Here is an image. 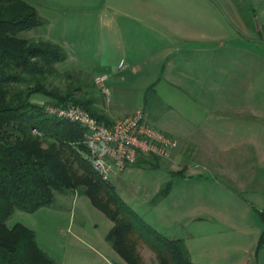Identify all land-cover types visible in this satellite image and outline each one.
Instances as JSON below:
<instances>
[{"label": "crops", "instance_id": "crops-1", "mask_svg": "<svg viewBox=\"0 0 264 264\" xmlns=\"http://www.w3.org/2000/svg\"><path fill=\"white\" fill-rule=\"evenodd\" d=\"M52 1L84 13L55 29L40 9L45 37L72 48V70L107 74L106 113L143 111L179 140L173 164L188 162L167 197L192 218L186 238L171 237L196 263L264 264V0ZM152 84L165 112L144 107ZM198 238L204 259L194 258Z\"/></svg>", "mask_w": 264, "mask_h": 264}, {"label": "trees", "instance_id": "trees-1", "mask_svg": "<svg viewBox=\"0 0 264 264\" xmlns=\"http://www.w3.org/2000/svg\"><path fill=\"white\" fill-rule=\"evenodd\" d=\"M29 1L0 0V264H57L39 247L33 229L5 223L15 210L33 213L53 207L56 191L86 196L111 220L105 240L123 260L116 264H147L141 247L153 254L155 264H200L191 259L183 238L165 235L146 222L121 198L111 180L98 174L88 158L81 123L47 111V106H75L105 124L112 120L104 101L90 91L78 96L73 90L48 88L49 76L59 74L57 65L65 61L66 53L43 34L21 35L49 23L39 6ZM249 19L246 23L253 26ZM75 71L84 76V81L78 78L76 83L84 86L74 90L81 93L83 87H95L89 74ZM62 75L71 77L73 72L67 69ZM36 96L46 99L36 100ZM153 98L152 84L144 94L145 108ZM159 159L143 156L134 166L154 169ZM170 188L168 181L152 201L163 199ZM258 215L263 225L260 246L264 212Z\"/></svg>", "mask_w": 264, "mask_h": 264}, {"label": "rangeland", "instance_id": "rangeland-1", "mask_svg": "<svg viewBox=\"0 0 264 264\" xmlns=\"http://www.w3.org/2000/svg\"><path fill=\"white\" fill-rule=\"evenodd\" d=\"M44 1L49 2V7L52 6L50 7L52 10L47 8V11L42 7L39 8L45 16L53 19L52 24L55 29H60L62 23L66 24V21L69 22L71 19L84 18V13L73 8H61L52 0ZM45 32H47V25L22 32L21 35L25 37L26 35L39 33L45 37ZM60 46L65 51L68 59L57 65L58 75L49 76L46 82L48 88H57L61 92L73 90V94L78 96L88 90L98 98L100 92L96 91V86L94 88L83 87L81 93L72 88L80 86L81 84H77L76 81L78 78L84 81V76L78 75L75 70L71 69L73 63V61H70V58H73V55H71L73 54L72 48ZM67 69L73 72L71 77L62 75V72L67 71ZM83 72L89 74L90 80L93 82L94 75H91L93 71L86 70ZM100 97L105 104H108L103 95ZM158 97L159 95L156 93V98L153 99H158ZM35 98L36 100L46 99L41 96ZM153 99L149 100L151 103L148 108L152 109L159 105V108L162 109L161 112L168 109V105L166 106L163 103L161 97H159L160 102ZM148 120L153 124L150 119ZM187 162L188 160L185 159L182 160L180 165L175 166L173 158H160L158 167L154 169L136 167L134 164L131 165L133 171L130 174L122 175L116 179L114 177L112 180H114L116 191L121 198L146 222L165 235H179L186 238V227L191 221L192 215L185 213L184 208L176 207V203L171 202L167 197L169 193L158 202L152 200L168 181L171 182V188L173 187L176 176L172 173L182 174ZM204 171L207 172L205 169ZM54 200L53 207H43L33 213L15 210L5 223L8 227H12L16 223H22L33 229L39 247L47 252L57 264H111L113 261H123L105 240V235L112 226L111 220L94 207L86 196L78 195L72 191L65 193L56 191ZM197 243L199 251L196 250L195 245L194 250L197 254L194 253V258L204 259L205 257L200 255L203 247L201 239L198 238ZM141 254L145 263L155 264V257L145 247H141ZM210 260L209 263L212 264H225L221 256H216Z\"/></svg>", "mask_w": 264, "mask_h": 264}, {"label": "built area", "instance_id": "built-area-1", "mask_svg": "<svg viewBox=\"0 0 264 264\" xmlns=\"http://www.w3.org/2000/svg\"><path fill=\"white\" fill-rule=\"evenodd\" d=\"M107 74L93 76V82L108 102ZM48 112L77 120L84 128L88 158L105 180H112L140 157L171 159L179 141L151 124L143 111L112 118L109 124L98 121L79 107H46Z\"/></svg>", "mask_w": 264, "mask_h": 264}]
</instances>
